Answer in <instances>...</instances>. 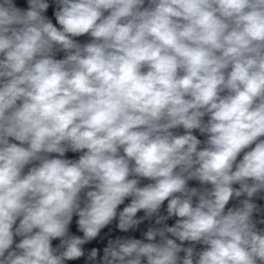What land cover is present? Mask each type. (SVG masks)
Here are the masks:
<instances>
[{"label": "clouds", "instance_id": "obj_1", "mask_svg": "<svg viewBox=\"0 0 264 264\" xmlns=\"http://www.w3.org/2000/svg\"><path fill=\"white\" fill-rule=\"evenodd\" d=\"M0 264H264V0H0Z\"/></svg>", "mask_w": 264, "mask_h": 264}]
</instances>
